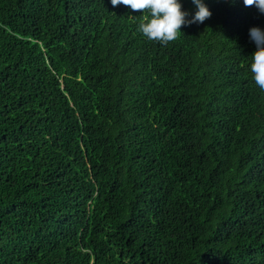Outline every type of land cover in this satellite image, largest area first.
<instances>
[{"label": "trees", "instance_id": "1", "mask_svg": "<svg viewBox=\"0 0 264 264\" xmlns=\"http://www.w3.org/2000/svg\"><path fill=\"white\" fill-rule=\"evenodd\" d=\"M203 2L164 46L149 10L0 0V264H264V14Z\"/></svg>", "mask_w": 264, "mask_h": 264}, {"label": "clouds", "instance_id": "2", "mask_svg": "<svg viewBox=\"0 0 264 264\" xmlns=\"http://www.w3.org/2000/svg\"><path fill=\"white\" fill-rule=\"evenodd\" d=\"M192 3L197 10L189 19L190 13L182 11L179 0H111L113 7L125 5L138 12L149 10L150 19L142 20L137 30L148 40L164 46L176 40L177 32L182 25L203 23L211 17L212 13L203 0H192ZM243 4L245 7L255 6L260 13L264 14V0H243ZM249 36L256 45V51L251 55L252 79L260 90L264 91V30L252 27L249 29Z\"/></svg>", "mask_w": 264, "mask_h": 264}]
</instances>
